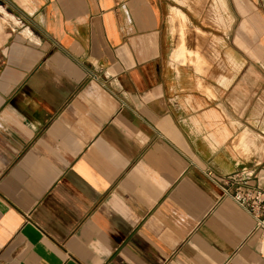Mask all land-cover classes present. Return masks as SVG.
I'll list each match as a JSON object with an SVG mask.
<instances>
[{
    "label": "crops",
    "instance_id": "obj_1",
    "mask_svg": "<svg viewBox=\"0 0 264 264\" xmlns=\"http://www.w3.org/2000/svg\"><path fill=\"white\" fill-rule=\"evenodd\" d=\"M241 169L264 0H0V264H264Z\"/></svg>",
    "mask_w": 264,
    "mask_h": 264
},
{
    "label": "built area",
    "instance_id": "obj_2",
    "mask_svg": "<svg viewBox=\"0 0 264 264\" xmlns=\"http://www.w3.org/2000/svg\"><path fill=\"white\" fill-rule=\"evenodd\" d=\"M222 188L252 216L256 230L264 233V178L261 180L254 172L241 169L226 176Z\"/></svg>",
    "mask_w": 264,
    "mask_h": 264
},
{
    "label": "bare ground",
    "instance_id": "obj_3",
    "mask_svg": "<svg viewBox=\"0 0 264 264\" xmlns=\"http://www.w3.org/2000/svg\"><path fill=\"white\" fill-rule=\"evenodd\" d=\"M184 49V48H183ZM182 50V49H181Z\"/></svg>",
    "mask_w": 264,
    "mask_h": 264
}]
</instances>
